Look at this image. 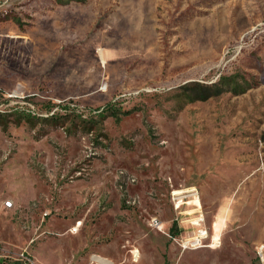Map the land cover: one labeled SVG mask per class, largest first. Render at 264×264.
Here are the masks:
<instances>
[{"label": "rangeland", "instance_id": "1", "mask_svg": "<svg viewBox=\"0 0 264 264\" xmlns=\"http://www.w3.org/2000/svg\"><path fill=\"white\" fill-rule=\"evenodd\" d=\"M23 253L264 264V0H0V260Z\"/></svg>", "mask_w": 264, "mask_h": 264}, {"label": "built area", "instance_id": "2", "mask_svg": "<svg viewBox=\"0 0 264 264\" xmlns=\"http://www.w3.org/2000/svg\"><path fill=\"white\" fill-rule=\"evenodd\" d=\"M201 235H195L193 237L187 238L184 243H182V246L184 248L187 247H193L196 248L198 246L203 245V238L207 234L206 230H202ZM19 264H38L33 257L29 253H23L21 262Z\"/></svg>", "mask_w": 264, "mask_h": 264}, {"label": "crops", "instance_id": "3", "mask_svg": "<svg viewBox=\"0 0 264 264\" xmlns=\"http://www.w3.org/2000/svg\"><path fill=\"white\" fill-rule=\"evenodd\" d=\"M218 218L219 217H222V216H217ZM216 223H218V227H219V229L218 230H216ZM221 223H222V221H220V220H215L214 221V223H213V234H211V241H213V244H214V240H216L217 238L216 237H219V235H220V233L219 232H221V230H222V225H221ZM223 224V223H222ZM177 225H178V228H179V233L177 234V235H175V236H172L171 234H170V232L168 233L172 238H175V237H178V236H183V237H188V238H190V237H193V236H195V235H201V231L202 230H204V229H202V228H199V231L196 233L195 231L196 230H194L193 231V234H190L189 232H184V230H183V228L181 227V225H179L178 223H177ZM180 226V227H179ZM189 226H194V225H189ZM197 229H198V227H197ZM208 237V235L206 234L205 235V237L203 238V240L205 241L206 240V238ZM206 245V244H205ZM207 245H212V243L211 244H207ZM203 246V245H202ZM188 248H191V249H193V247H188Z\"/></svg>", "mask_w": 264, "mask_h": 264}, {"label": "trees", "instance_id": "4", "mask_svg": "<svg viewBox=\"0 0 264 264\" xmlns=\"http://www.w3.org/2000/svg\"><path fill=\"white\" fill-rule=\"evenodd\" d=\"M204 90H207V89L205 88V86L198 88V93H196L197 95L192 96V97H191V100H196V99H200V98H202V99L207 98L208 96H210V94H215V93H217L220 89H217V90H215V91H212V90L204 91ZM54 113H55V112H54ZM54 113H53V115H52L53 117L55 116ZM56 117H57V116H56ZM178 233H179V228H178L177 222L175 221V222L173 223L172 228H171L170 234H171L172 236H175V235H177ZM0 264H19V262H6V261H4V260H0Z\"/></svg>", "mask_w": 264, "mask_h": 264}, {"label": "bare ground", "instance_id": "5", "mask_svg": "<svg viewBox=\"0 0 264 264\" xmlns=\"http://www.w3.org/2000/svg\"><path fill=\"white\" fill-rule=\"evenodd\" d=\"M101 54H103L102 52H101ZM179 191V190H178ZM178 191H176V192H178ZM175 192V193H176ZM200 203V202H199ZM6 204L7 205H12V201L11 200H8V201H6ZM81 222H79L77 225H76V227L74 228L75 230H77V227H78V225L80 224ZM79 229V228H78ZM216 238H218V237H216ZM93 259L94 260H96V261H98V262H104V263H106V264H112V262L111 261H109L108 259H106L105 257H103V256H100V255H94L93 256Z\"/></svg>", "mask_w": 264, "mask_h": 264}]
</instances>
